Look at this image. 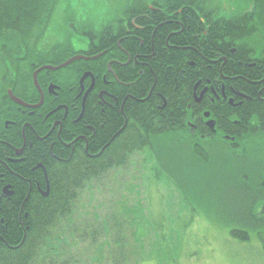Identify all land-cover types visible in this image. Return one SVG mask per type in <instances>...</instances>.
I'll return each instance as SVG.
<instances>
[{
    "label": "trees",
    "instance_id": "obj_1",
    "mask_svg": "<svg viewBox=\"0 0 264 264\" xmlns=\"http://www.w3.org/2000/svg\"><path fill=\"white\" fill-rule=\"evenodd\" d=\"M213 2V0L206 3L202 0H164L160 3L162 12L169 11L172 13L177 11L178 8H184L182 15L191 19L190 31L171 37L172 42L178 45L193 43L192 22L199 17L201 20V29L199 30L201 34L200 49L203 53V60L207 61L209 59L212 50H215L219 58H226V63L222 65V61H219L216 65L213 78L222 80L227 77L226 80L233 83L232 88L234 90L240 93H251L253 98L257 99V87L251 82L260 80L263 75L264 0H253L250 11L230 18L220 17L218 8L210 4ZM190 3H192V11H189L193 13L194 18L190 12H187ZM57 12L64 17L65 21L69 20L71 18L69 16V0H0V71L2 72L0 77V102L2 98L8 99L7 90L10 89L13 94L33 99L34 103H37L38 96L35 94L34 97L35 91L32 87V68H37L45 63L58 64L73 56L74 53L79 52L71 49L67 44H45L44 37H50L46 34V31L56 17ZM205 20L211 21L213 25L208 26ZM66 25H69V30L73 35H82V32H85L84 30L94 33L96 31L93 29L92 24L74 27L70 22H67ZM212 27H215V32L210 29ZM157 35L158 33L155 34V37ZM84 37L90 40V44L89 48L81 52L88 55L91 52L95 54L102 49L97 34H93L92 39L86 35ZM233 49V54H229ZM193 55V51H190V55L166 54L163 58L167 63L168 73L177 72L181 68H188L185 62L192 61ZM249 59L253 60L254 68L246 67L245 64L247 63L245 62ZM82 63V61H76L69 67L59 70L58 73L60 74L57 80L64 81V77L67 75L66 70H72L77 74L76 83L82 72L86 70L92 71L94 76L97 73H102L98 63H93L92 67L80 71L78 66ZM258 67L261 71L257 69ZM41 73L42 75L37 78L38 83L45 76L44 72ZM153 76H156V78H153ZM141 79L142 81L133 90L134 98H144L149 88L156 81L153 94L168 99V102L174 100L175 94L172 91H165V86L160 84L158 75L152 73L148 68L143 71ZM129 80L131 79L129 78ZM60 85L62 86V84ZM115 86L118 89L125 90L117 85ZM61 92H67V89L61 88ZM263 93L260 97L264 95ZM116 96L120 98V101L123 100V94L118 92ZM95 101L94 97L87 98L86 104L89 108V111H86L89 112L86 114L87 119L92 115V104L95 106ZM7 104V109L0 110V133H2L0 136L5 134L2 122L17 117V112L12 103L8 100ZM46 105L48 103L45 101L44 106L41 108ZM128 107L129 104L126 102L123 107L124 113L127 118L132 119L133 125L121 131L119 135L118 132L124 122V116L119 112V107L113 105V108L106 109L105 112L109 121L106 126L103 125L98 128V123L93 122V119H91L96 132L95 142L89 147V154L97 153V147L106 145L98 158L95 156L90 158L83 153L75 154L74 152L70 157L68 155L63 156L62 151L53 148V154L59 158V160H55L51 158L48 151L44 152L42 149H36L29 151L26 155L28 158L24 163H28V166L9 165L14 173L22 178L29 179L31 190L28 193L27 183L19 185L18 180L11 173L7 172L3 176V183L12 185L14 197L7 207L0 204V221L3 219V223H0V264H139V259L134 257V247L129 242V236H133L135 233L130 231L126 218H124L129 212L126 210L122 212L121 207L113 213L110 219H104L101 228L92 227L89 231L87 239H90L91 244L100 242L96 248L94 247L93 253L88 255L92 257L88 259L91 260L90 263L82 261V251L84 249L80 252L82 244L87 240L86 236L78 243L75 256L69 251L70 247L76 245L75 233H80L76 231L72 224H69V219L73 217L74 213H77L76 208L79 198L83 196L85 189L90 185L111 171L125 167L130 157L146 152L150 160L153 180L157 183L162 181L167 183L178 178L175 173L163 168L159 156L156 159L154 158V145L159 139L168 135H177L175 134L174 125L169 123L160 126L156 122H150V124L147 119L149 110L145 109L144 106L136 105L131 112L127 111ZM250 113L249 108H240L233 115L236 118L243 119L246 116L248 117ZM251 114L254 116L250 118L253 123L257 124L261 121L258 113ZM156 118L159 120V117ZM24 119L31 121V118L27 115L24 116ZM221 122H218V125H223ZM222 127V136L232 135L230 126ZM129 130L131 131L129 132ZM263 133L264 129L256 127L241 133L239 137H235V142L254 146L261 141ZM25 134L26 136L30 135L29 138L34 142L35 139L32 138L29 129L26 128ZM16 135H19V132L14 133V136ZM7 136L11 139V135ZM216 140L217 138H213L208 143H216ZM227 142L223 138L220 145L216 147L206 148L205 146L200 148L195 146L190 150L185 149V154L191 158L193 157L197 168L203 170L210 167V163L213 161L219 164L220 160H229L231 152L238 151L228 148ZM20 143L17 146L20 147ZM213 151H216V155ZM12 155L13 150L0 145V160L4 157L12 158ZM36 161L44 166L46 182L41 171L36 169L33 172L30 171ZM183 176H186V174L184 173ZM34 179L36 182H34ZM201 179L203 178L201 177ZM37 186L42 191H45L48 187L47 195L42 196L37 191ZM256 191L264 197V183L256 184ZM239 193L238 196L234 197L233 202V204H238V208L234 210L236 221L226 223L228 226L233 227L230 233L235 239L248 240L252 225L264 249L263 197L258 202L256 200L248 203L244 211V209H239L243 207L246 191L242 189ZM206 195L208 196V194ZM183 200L191 206L193 211L196 209L210 211L208 209L209 203L202 197L196 196L195 199L183 198ZM191 201L194 202L192 205ZM261 205L262 212L256 214L257 208ZM247 228L250 229L247 230ZM112 234H114V237ZM107 236H111V238L107 239ZM100 238H103V240H100ZM112 245L115 246L112 248Z\"/></svg>",
    "mask_w": 264,
    "mask_h": 264
},
{
    "label": "flooded vegetation",
    "instance_id": "obj_2",
    "mask_svg": "<svg viewBox=\"0 0 264 264\" xmlns=\"http://www.w3.org/2000/svg\"><path fill=\"white\" fill-rule=\"evenodd\" d=\"M183 9L178 8L177 11L171 13L162 12L160 4L155 1L150 5L144 4L141 0L129 3L122 9L118 18L102 22V24L98 23L101 26L96 29L95 33L89 30L82 32L81 36L86 43L85 50L89 48L90 40L84 35L92 39L93 34H97L102 48L100 51L86 55L81 52L84 49H81L58 64L45 63L32 68V87L35 91L34 97L35 94L38 96L37 103H34L33 99L13 94L10 89L7 90L8 99H1L0 110L8 108L9 100L15 107L17 117L2 122L5 134L0 136V145L13 150V155L12 158L4 157L0 160L2 165L0 168V204L7 207L14 197L12 185L3 183V176L7 172L18 180L19 185L26 182L29 188L28 193L31 190L29 179L14 173L9 166L15 164L19 167L28 166V163L24 162L28 158L26 155L29 151L36 149L48 151L51 158L55 160L59 158L53 154V148L62 151L63 156L70 157L74 152L75 154L83 153L86 157L98 158L106 145L97 147V153L89 154V147L95 142L96 132L91 119L98 123V128L106 126L109 122L106 109L113 108V105L119 107V112L124 116L119 135L121 131L133 125L132 119L127 118L124 113L123 107L126 102L129 104L128 112H131L136 105L144 106L149 110L148 123L156 122L160 126L173 124L176 129L175 134L185 135L183 148L190 150L195 146L200 148L217 146L223 138H226L228 148L238 150L239 153L243 152L247 145L238 144L235 142V137L256 127L264 129V95L260 97L264 92V67L261 79L251 82L257 87V99H254L251 93H240L234 90L233 83L227 81V77L222 80L214 79L216 65L219 61H222V65L226 63V58H219L215 50H212L209 59L203 60V53L200 49L201 20L199 17L192 22L193 43L178 45L172 42L171 37L190 31L191 19L182 15ZM191 9L192 3L188 6L187 12H190L194 18ZM205 23L208 26L213 25L209 20H205ZM210 29L215 32V27ZM156 33H158L157 37H155ZM190 51L194 52L192 61H184L188 68H181L169 74L164 56L169 53L190 55ZM233 52L234 49L229 54ZM73 57L84 58L78 60L83 62L78 66L80 71L92 67L94 62V64H99L102 73L94 76L92 71L86 70L82 72L76 83L77 74L72 70H66L67 75L64 81H58L57 77L60 74L58 71L69 67L73 62L57 70L48 68L59 67ZM245 63L248 68L255 66L251 59ZM147 68L158 75L160 84L165 86V91H172L175 94L174 100L168 102V99L153 94L156 81L144 98L133 97V90L142 81L143 71ZM257 69L260 70L259 67ZM37 70L39 71L36 75L38 88L33 82V74ZM41 72H44L45 76L38 83L37 78L42 75ZM115 85L125 90L118 89ZM61 88H66L67 92L62 93ZM118 92L124 95L122 101L116 96ZM8 93L20 104L11 99ZM88 97H94L96 101L95 106L92 104V115L87 119L86 114L89 112L86 111H89V108L86 101ZM45 101L48 105L41 108ZM240 108H249L251 113H258L261 121L257 124L253 123L250 118L254 116L251 113L243 119L236 118L233 114ZM25 115L30 117L31 121H26ZM156 117H159V120ZM220 121L223 125H218ZM222 126H230L232 135L222 136ZM26 128L30 130L32 138L35 139L34 142L29 138L30 135L26 136ZM17 132L19 135L14 136ZM7 135H11V139ZM213 138H217L216 143L208 144V141ZM261 142L257 152L260 150L264 152V133ZM19 143L20 147L17 146ZM234 154L236 153L231 152L232 157L229 160H220L219 163L224 164L237 159ZM34 169L43 173L46 182L43 164L36 161L30 171L33 172ZM34 182H36L35 179ZM37 191L43 196L44 191L38 186ZM0 223H3V219Z\"/></svg>",
    "mask_w": 264,
    "mask_h": 264
},
{
    "label": "rangeland",
    "instance_id": "obj_3",
    "mask_svg": "<svg viewBox=\"0 0 264 264\" xmlns=\"http://www.w3.org/2000/svg\"><path fill=\"white\" fill-rule=\"evenodd\" d=\"M138 1L69 0L71 18L65 21L57 12L46 31L50 37L45 36L44 42L67 44L73 50L85 49L83 37L71 34L67 22L74 27L92 24L96 30L102 22L118 18L126 5ZM141 1L150 5L164 0ZM252 1L214 0L210 4L218 8L221 16L230 18L250 11ZM184 138L183 133L168 135L154 145V158L159 156L163 168L178 176L170 182H154L150 160L145 152L130 157L125 167L115 169L94 184H89L77 202V213L69 219V224L80 232L75 233L76 245L69 248L73 256L78 243L85 236L86 239L89 237L92 227L101 228L104 219H110L121 207L122 212H129L124 218L130 231L135 233L129 236V242L134 247V257L139 259V264H264L260 239H254L253 234L249 241L234 239L230 233L233 227L226 224L236 221L234 210L238 204L233 202L240 190L244 189L246 195L239 210L245 211L248 203L263 197L256 191L253 180L263 174L264 153L257 152L256 146H245L237 161L224 164L213 161L210 167L200 170L193 157L185 154L182 147ZM213 153L216 155V151ZM184 173L186 176H183ZM167 190L182 200L202 197L209 203L210 211L196 209L191 213V206L187 203L181 209L177 205L178 200L174 202L165 196ZM193 203L191 201V205ZM110 238L107 236V239ZM98 244L100 242L91 244L90 239L82 244V261L91 262L88 259L92 257L88 255Z\"/></svg>",
    "mask_w": 264,
    "mask_h": 264
},
{
    "label": "water",
    "instance_id": "obj_4",
    "mask_svg": "<svg viewBox=\"0 0 264 264\" xmlns=\"http://www.w3.org/2000/svg\"><path fill=\"white\" fill-rule=\"evenodd\" d=\"M80 59H84V58H81V57H75V58H73V59L68 60L66 63L62 64V65L59 66V67H55V68L53 67V68H48V69H49V70H57V69H59V68H64V67H66L68 64H70L71 62H73V61H75V60H80ZM34 84H36V80L34 81ZM9 95H10V93H9ZM10 97H11V99H13L14 101H16L17 103L20 104V102H19L18 100L14 99L11 95H10Z\"/></svg>",
    "mask_w": 264,
    "mask_h": 264
},
{
    "label": "bare ground",
    "instance_id": "obj_5",
    "mask_svg": "<svg viewBox=\"0 0 264 264\" xmlns=\"http://www.w3.org/2000/svg\"><path fill=\"white\" fill-rule=\"evenodd\" d=\"M94 63V62H93ZM92 64V63H91ZM39 71L37 70L36 72H34V74H33V82L36 80V75H37V73H38ZM36 86H37V88H38V85L36 84ZM62 142V141H61ZM34 252H36V251H34Z\"/></svg>",
    "mask_w": 264,
    "mask_h": 264
}]
</instances>
